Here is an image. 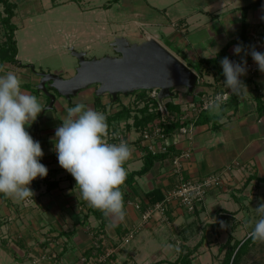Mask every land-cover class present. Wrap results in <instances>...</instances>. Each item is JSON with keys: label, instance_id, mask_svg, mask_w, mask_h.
<instances>
[{"label": "crops", "instance_id": "1", "mask_svg": "<svg viewBox=\"0 0 264 264\" xmlns=\"http://www.w3.org/2000/svg\"><path fill=\"white\" fill-rule=\"evenodd\" d=\"M253 1L168 0V6L158 7L160 5L155 6L149 0H141L140 3H137L138 0H117L113 4L127 7L136 18L128 23L125 13L121 12L123 18L115 16L111 22L121 23L119 31L116 30V38L128 39L131 35L141 39L132 43H142L153 37L168 48L161 40L167 39V43L174 47L173 50L168 49L187 64L200 58H214L229 44L224 57L237 63L242 60L249 62L253 61L248 54L253 47L264 53V41L260 44L251 41L254 34L263 36L264 0L259 5L249 6L247 10V39L250 42L240 55L234 53V47L242 42L233 40L241 33L243 8ZM111 6L97 7L108 10ZM173 6L177 12L171 18L166 11ZM156 9L163 11L166 18H150ZM132 25L145 28L144 34L135 33ZM17 57L21 60L19 52ZM26 70V67L6 60L0 62V75L14 72L22 81V91L36 96L46 107L48 95L37 89L40 73L33 71L29 74ZM203 75V81L197 83L194 92L180 86L175 89L172 98L166 99L170 114H186L181 119L190 121L192 128L189 132L179 133L170 152L154 159L151 168L143 174L134 175L145 165L149 150L147 142L138 132L145 124H132L131 129L127 126L126 138L133 151L124 165L127 177L122 187L126 213L123 221L97 214L96 209L89 207L80 197L74 178L59 166L55 151V131L67 116V108L77 103H88L86 107L102 112L99 106L102 95L99 102L96 100L98 85L80 90L76 97L73 96L66 103L56 98L54 106L43 110L31 124L37 125L34 140L40 143L44 152L40 163L47 167V176L37 177L29 185L34 196L28 202H17L6 196L4 199L0 195V250L6 247L9 259H13L10 258L13 254L15 258L23 259L24 264H77L85 256L98 258L110 248L112 254L101 264H151L160 260L164 261L161 264H170L172 259L166 257L164 252L167 246L170 247L168 241H172L176 248L190 246L187 231L201 226L202 216L225 214L235 217L242 213L241 210L245 208L243 201L248 197L246 190L252 185L264 183L258 181L259 177H264V108L258 107L260 101L264 103V72L259 70L252 76L247 69V74L240 77L246 89L239 95L231 94L219 112L210 110L196 115L189 108L191 103H199L205 93L214 94L225 89V80L217 73L215 65H212L211 70H205ZM120 110L116 107L110 114L102 113L112 116ZM203 118L207 120L196 122ZM123 119L135 123L133 113L123 115L118 121ZM185 151H190L191 155L182 159L181 171L176 172L173 158ZM211 174L221 175L223 184L207 193L204 203L193 216H189L184 207L174 202L169 205L165 216L156 213L144 221L141 212L135 207L136 203L145 207L160 201L167 191L179 183L181 176L203 178ZM129 177L132 179L129 180ZM161 216L167 217V221ZM130 230H135L134 237L125 242L124 238ZM159 247L161 250L156 253Z\"/></svg>", "mask_w": 264, "mask_h": 264}, {"label": "rangeland", "instance_id": "2", "mask_svg": "<svg viewBox=\"0 0 264 264\" xmlns=\"http://www.w3.org/2000/svg\"><path fill=\"white\" fill-rule=\"evenodd\" d=\"M12 1L17 4L13 22L17 25L15 37L18 41L19 55L22 63L32 64L31 67L26 66V71L29 74L33 71L38 73L44 71L56 73L62 77L74 75L79 61L73 54L72 49L76 51H85L87 58L118 55L119 53L116 52L112 43L118 36L116 35V30L119 31V25H121V23L111 22V20L116 18L115 16L123 18L120 14L121 12L125 13V21L128 23H132L133 18H136L131 13L130 9L127 7L123 8L122 4H117L118 6L113 4V0H56L55 2L52 0ZM140 2L141 0H138L137 3ZM149 2L155 6L160 5L158 7L168 6V0H149ZM110 4L112 6L108 10L104 7H97ZM3 9L2 4H0V47L4 45V40L6 41V36L4 35L5 26L2 22L5 15ZM176 10L177 8L173 6L167 8L166 13L172 18L175 16ZM152 14L154 16L150 18H166L163 11L157 9L153 11ZM102 26H105V28ZM132 29H134L135 33H142L145 28L140 29L139 26L132 25ZM128 40L132 43L137 40L140 41L141 39L137 36L133 37L129 35ZM161 40L168 48L171 50L174 49L171 44L167 43V39L162 38ZM0 62H3L1 56ZM84 90L85 89L82 91ZM150 90L151 89H140L131 92L129 95L120 94L119 99L116 101L113 100V98L111 99L112 96L109 93L104 94L99 104L101 108L100 111L110 114L114 108L119 106L122 110L128 108L130 109V113L132 111L135 114L137 108L129 107L128 103L125 104V101L131 100L132 96L140 97L142 95H148ZM51 93L54 95L56 94L54 89L51 90ZM56 97L57 100L61 99L62 103L69 102V100L62 95H56ZM48 98H50V100L45 110L51 102V97L47 96V99ZM158 100L156 99L152 102L156 104ZM87 104L88 103L85 105L87 106ZM117 124L120 126L119 121L115 122L114 126L116 127ZM132 127L133 126H130V129ZM27 128L32 129L31 132L29 130L27 131L34 139L37 125L33 124ZM118 129L123 131L122 127ZM133 129L137 130L136 128ZM138 132L140 133L141 130H138ZM115 143H119V140L116 139ZM246 191L248 197L243 201L246 209H242V213L237 214L235 217L225 214L204 215L202 216L203 220L200 218L203 224V226L201 224L202 227H192L187 231V235L189 234L188 240L191 244L190 247H194L200 243L196 252L191 256L193 264H221L225 255V249H221L223 248V244L228 240L230 234L235 237V240H243L249 237V233L254 230L256 222L261 218L255 211V208L260 203L264 202V183L252 185ZM187 211L189 212V216H193L197 212V210ZM161 218L167 221V217L163 218L161 216ZM213 222L217 224L215 227H213ZM171 237H173L172 234ZM169 243L170 247L167 246L164 251L165 256L170 257V259L174 261L178 257L179 248H176L172 241H168V245ZM130 244L131 243H128L127 245ZM126 248L127 246H125V249ZM175 248L177 254H175ZM159 250H161L160 247L156 249V253L160 252ZM8 252L6 247H2V251L0 250V264H24L22 262L23 259L15 258L13 254L10 255V258L13 259H9L7 256L9 255ZM149 259L152 260V257H149ZM28 260L30 261L32 259ZM255 262L264 264V243L257 242L256 244H252L239 264H255ZM27 264L33 263L30 262ZM77 264H81V260ZM128 264L134 263L128 262Z\"/></svg>", "mask_w": 264, "mask_h": 264}, {"label": "clouds", "instance_id": "3", "mask_svg": "<svg viewBox=\"0 0 264 264\" xmlns=\"http://www.w3.org/2000/svg\"><path fill=\"white\" fill-rule=\"evenodd\" d=\"M242 51L241 45L234 47L236 55ZM248 54L264 72V53L253 47ZM220 63L225 88L230 90L229 94L239 95L246 89L240 77L247 74V61L237 63L224 57ZM21 83L14 72L0 75V194L17 202H28L34 196L29 185L37 177H46L48 169L40 163L44 155L40 143L26 128L36 121L45 106L36 96L22 91ZM223 102L224 97L217 95L208 101L207 107L219 112ZM107 136L106 116L77 103L67 108V116L55 131V151L59 166L74 178L80 197L89 207L105 217L123 221L126 213L122 187L127 177L124 165L133 150L123 139L109 143ZM255 211L261 218L249 237L253 242L264 243V202Z\"/></svg>", "mask_w": 264, "mask_h": 264}, {"label": "water", "instance_id": "4", "mask_svg": "<svg viewBox=\"0 0 264 264\" xmlns=\"http://www.w3.org/2000/svg\"><path fill=\"white\" fill-rule=\"evenodd\" d=\"M112 46L119 54L101 58H87L85 51L72 49L79 63L75 74L70 77L41 72L37 88L51 97L47 109L54 106L56 99L47 82L67 98L90 85H98L97 95L109 93L113 100H117L120 94L128 95L140 89H158L160 101L172 98L174 90L180 86L189 92L196 90L198 73L156 38L130 43L125 37H118Z\"/></svg>", "mask_w": 264, "mask_h": 264}, {"label": "built area", "instance_id": "5", "mask_svg": "<svg viewBox=\"0 0 264 264\" xmlns=\"http://www.w3.org/2000/svg\"><path fill=\"white\" fill-rule=\"evenodd\" d=\"M253 44H260L262 43V39L260 35L254 34L251 39ZM248 71L250 72V75L254 76L258 71V65L254 61L247 62L246 65ZM198 83L203 81V76H200L198 74ZM226 88L223 91H219L217 93H205L201 97L199 103H191L189 105V108L191 111L196 112V115H199L203 112L210 111V109L207 107L208 101L215 98L217 95H221L224 97V102L226 103L231 94L228 93ZM158 100V89H151L148 95L140 96V97H134L132 96L131 100H126L125 104L128 103V106H132L130 104H134L133 108L143 109L148 108V111L154 112L159 114L156 119L153 121L148 122L145 124V126L141 127L139 130H141L140 135L141 137L147 142L148 149L152 151L153 153H169L171 147L174 145L175 137L182 132H189L191 131L192 124H189L188 122L186 125L176 129L171 136H167L164 130V124L170 123L171 121H177V120H184L181 118H185L187 115H181L177 116L176 114H170L167 106L166 99L154 104L153 100ZM222 103V104H223ZM119 107V106H117ZM122 110V108H120ZM135 114H137V111ZM131 113L134 114V112L131 111ZM139 113V112H138ZM134 114V115H135ZM119 120V119H118ZM109 124L108 123V136L106 139L109 143H115V140H125L128 139L126 136L128 135L127 126L134 124V121H131V123L127 120H120V126H116L115 122ZM192 123V122H191ZM110 127V129H109ZM119 127H122L123 131L121 129H118ZM117 128V129H116ZM175 134V136H174ZM174 136L173 139L171 137ZM191 153L190 151H185L179 154H176L173 158V165L174 170L176 172H180L182 168V159L190 157ZM223 184V179L221 175L217 174H211L208 176H205L203 178H185L183 176L180 177L179 183L169 191H167L164 195V198L160 201L155 203L152 206H145L143 207L142 204L136 203L135 207L141 212L142 218L144 221L149 220L153 215L156 213H160L163 216L166 215V212L168 210V207L170 204L176 202L180 206L184 207L185 209L189 211H196L202 204L204 203L205 197L207 193L214 188L220 187ZM135 230H130L128 234L125 236L124 241L129 242L131 238L134 237ZM112 254V248L106 249V252L99 256L98 258H89L83 257L81 260V263L87 262V264H101L103 261L106 260L108 255Z\"/></svg>", "mask_w": 264, "mask_h": 264}, {"label": "trees", "instance_id": "6", "mask_svg": "<svg viewBox=\"0 0 264 264\" xmlns=\"http://www.w3.org/2000/svg\"><path fill=\"white\" fill-rule=\"evenodd\" d=\"M52 1L55 2L56 0H52ZM113 1H117V0H113ZM262 1L263 0H255L252 3H250L249 5L245 6L242 10L243 16H242L241 33L233 41L242 42L241 46L243 48L248 46V44L250 42V40L247 39V35H248V23H247V16H246L247 10H248L249 6L259 5L262 3ZM0 4H2V6L4 8L3 10H4L5 15L2 19L3 20L2 22L5 26V36H6L5 44L0 47V56L2 57L3 60L9 61L12 64L22 66V67H26V66L31 67L32 66L31 63H28V64L22 63L21 60L18 59V57H17L18 52H19L18 41L15 37L17 25L13 22V18L15 17V14H16L15 9L17 7V4H16V2H13L12 0H0ZM263 26H264V23H263ZM261 39H262V41H264V32H263V36L261 37ZM233 41H231V42H233ZM229 45L227 47L223 48L217 54V56L214 58H200L197 61H188V65L190 67H192L193 69H195L200 76H203L205 70H211L212 65H215L217 73H219L221 75V77L225 80V77L223 75V69H222L220 61L226 55ZM235 95L236 94H234V96ZM100 97H101L100 95H96V100L98 102L100 100ZM111 99H112V97H111ZM49 100H50V98H48V101ZM169 105L172 106L173 104L169 103ZM175 106L178 107V105H175ZM258 107L260 109L264 108L263 101L259 102ZM138 112L140 113V115L135 114V123H134L135 125L137 124L138 126L143 125V124H147L148 122L156 119L158 116L157 113L148 111V108H143V109L141 108L138 110ZM122 114L124 116H129L130 109L127 108L125 110H120V112L118 111L116 114H114L112 116H110V115L106 116L107 122L109 124H112V122L120 119L122 117ZM206 120H207L206 118L199 119V120L197 119L196 122L197 121L204 122ZM188 122H190V121L177 120V121H171L170 123H165L164 124L165 133L167 134V136H171L172 133L176 129L186 125ZM128 126L130 127L131 125H128ZM167 154L168 153H157V154H155L152 151L148 150V153L146 155L145 165L143 166V168L141 170L135 172L134 175L145 173L153 165L154 159H158V158H160V156L167 155ZM132 177H129L128 179L131 180ZM258 181L264 182V177H259ZM0 195L5 199V196L3 194H0ZM160 201H158V202H160ZM155 203H157V202H155ZM96 213L101 214V212L99 210H96ZM216 225L217 224L214 223L213 227H215ZM256 243L257 242H253V240L250 237H247L246 239H243V240H235V237L232 234H230V236L228 237V240L223 244V248L221 249V250L225 249V255L221 261V264H239L242 261L244 254L250 249L251 245L256 244ZM199 244L200 243H198L194 247H190L188 245H181L179 247V255H178L177 259L174 261H169V263L170 264H193L191 256L193 255V253L196 252L197 248L200 246ZM86 257H88V256H86ZM88 259H89V257H88ZM163 262H164L163 260H160V261H157V262H154L151 264H161ZM81 264H87V262H83ZM255 264H260V262H255Z\"/></svg>", "mask_w": 264, "mask_h": 264}, {"label": "flooded vegetation", "instance_id": "7", "mask_svg": "<svg viewBox=\"0 0 264 264\" xmlns=\"http://www.w3.org/2000/svg\"><path fill=\"white\" fill-rule=\"evenodd\" d=\"M42 72H44V71H42ZM40 81H41V78H42V76H41V72H40ZM39 81V82H40ZM39 84V83H38ZM38 84H37V86H38ZM46 85H47V87H48V89L51 91L52 89H54L55 90V92H56V94H55V96L56 95H60L61 96V94L55 89V88H53L52 86H51V82H47L46 83ZM53 92V91H52ZM63 96V95H62ZM65 97V96H64ZM57 98V97H56ZM67 98V97H66ZM73 98V96L71 97V98H67L68 100H71ZM55 101H56V99H55Z\"/></svg>", "mask_w": 264, "mask_h": 264}]
</instances>
